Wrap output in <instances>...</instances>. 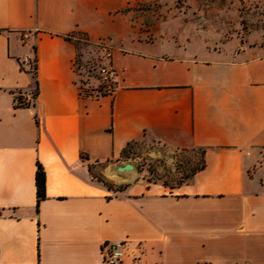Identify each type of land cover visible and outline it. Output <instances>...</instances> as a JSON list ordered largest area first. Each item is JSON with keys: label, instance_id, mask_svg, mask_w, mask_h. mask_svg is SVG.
<instances>
[{"label": "crops", "instance_id": "0c3cea01", "mask_svg": "<svg viewBox=\"0 0 264 264\" xmlns=\"http://www.w3.org/2000/svg\"><path fill=\"white\" fill-rule=\"evenodd\" d=\"M147 1L0 0V264H104L103 245L120 240L123 264L139 244V264H264V48L131 45L128 8ZM78 34L110 46L114 93L80 96ZM36 87V104L17 106ZM142 140L200 149L205 167L175 187L94 179L92 164Z\"/></svg>", "mask_w": 264, "mask_h": 264}, {"label": "rangeland", "instance_id": "374dc122", "mask_svg": "<svg viewBox=\"0 0 264 264\" xmlns=\"http://www.w3.org/2000/svg\"><path fill=\"white\" fill-rule=\"evenodd\" d=\"M132 10V35L156 40L152 48L172 52L176 44L202 56L236 54L249 48H264V0H152ZM78 41L79 56L89 63L103 49L91 45L83 34ZM100 43V42H99ZM133 44H141L136 39ZM33 56L29 70L34 73ZM157 144L140 141L130 145L121 158L91 165L95 180L110 190L122 189L137 181L160 182L175 187L198 167L202 150L164 151ZM131 163L133 170L117 171V165ZM115 170L116 176L109 174Z\"/></svg>", "mask_w": 264, "mask_h": 264}, {"label": "built area", "instance_id": "2783aa9c", "mask_svg": "<svg viewBox=\"0 0 264 264\" xmlns=\"http://www.w3.org/2000/svg\"><path fill=\"white\" fill-rule=\"evenodd\" d=\"M23 38L25 40L28 35H23ZM98 44L103 49L102 55L91 63L80 56L76 57L74 61V70L77 75L76 84L78 85L80 96L83 98H99L103 95L112 94L119 85V74L111 64L110 46L104 41H100ZM17 96L22 97L25 102L32 105L37 102L36 89L18 91ZM128 246L127 240L105 243L102 248L103 263L123 264ZM137 253L134 259L139 264L142 255L140 244L137 246Z\"/></svg>", "mask_w": 264, "mask_h": 264}, {"label": "trees", "instance_id": "16d2710c", "mask_svg": "<svg viewBox=\"0 0 264 264\" xmlns=\"http://www.w3.org/2000/svg\"><path fill=\"white\" fill-rule=\"evenodd\" d=\"M34 62H35L34 76L36 77V74H37V59H36V57L34 59ZM35 89H36V95H38V88L36 87ZM100 92H102V90H100ZM16 101H17V106L29 107L31 105L30 103L25 102L23 100V98L20 96H17ZM125 151H124V153H125ZM202 155H203V152H202ZM82 156H83V158H87L86 155H82ZM204 167H205V162H204V158H203L201 164L198 167H196L195 169H193V171L186 177V180L184 182H186L189 178H191L195 172H197L200 169H203ZM89 169L91 172V166ZM184 182H181L180 184H182ZM36 184H37V194H38V201H39L45 197V172H44V170L40 164L38 165V170H37V175H36ZM180 184H178V185H180ZM178 185H176V186H178ZM118 190H121V189H118Z\"/></svg>", "mask_w": 264, "mask_h": 264}, {"label": "water", "instance_id": "95a60500", "mask_svg": "<svg viewBox=\"0 0 264 264\" xmlns=\"http://www.w3.org/2000/svg\"><path fill=\"white\" fill-rule=\"evenodd\" d=\"M132 169H134V165L131 163H124L121 165H117V170L120 172H124L126 170H132Z\"/></svg>", "mask_w": 264, "mask_h": 264}, {"label": "bare ground", "instance_id": "6f19581e", "mask_svg": "<svg viewBox=\"0 0 264 264\" xmlns=\"http://www.w3.org/2000/svg\"><path fill=\"white\" fill-rule=\"evenodd\" d=\"M116 169H117V167H116ZM132 170H133V169H132ZM117 171H118V170H117ZM119 172H120V171H119ZM116 173H117V172H116L115 170H110V171H109V174L112 175V176H116Z\"/></svg>", "mask_w": 264, "mask_h": 264}]
</instances>
